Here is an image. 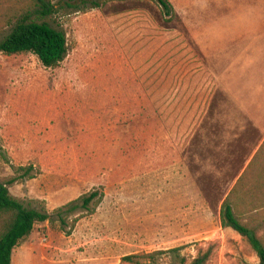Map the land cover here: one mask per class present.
<instances>
[{
    "label": "rangeland",
    "instance_id": "1",
    "mask_svg": "<svg viewBox=\"0 0 264 264\" xmlns=\"http://www.w3.org/2000/svg\"><path fill=\"white\" fill-rule=\"evenodd\" d=\"M169 1L176 19L150 0L57 7L48 22L68 55L53 69L0 54V183L51 217L13 264H127L183 247L188 263L209 249L208 264L259 263L220 212L260 152L239 219L264 243V211L246 197L264 169V47L250 46L264 42V0ZM34 10L0 0V41ZM100 190L94 215L66 216Z\"/></svg>",
    "mask_w": 264,
    "mask_h": 264
},
{
    "label": "trees",
    "instance_id": "2",
    "mask_svg": "<svg viewBox=\"0 0 264 264\" xmlns=\"http://www.w3.org/2000/svg\"><path fill=\"white\" fill-rule=\"evenodd\" d=\"M35 10L25 19L19 21L13 27L11 33L0 41V54L5 56H17L21 54L35 55L42 65L53 69L58 67L68 55V41L65 31L53 27L48 20L58 11L57 7L68 8L80 12L88 5L92 9H100L102 4H109L117 0H100L99 2L87 0H60L55 5L51 0H32ZM130 1V0H127ZM161 10V15L168 19H176L177 14L169 0H150ZM171 21V20H169ZM260 152L255 156L247 171L237 183L231 195L223 203L220 212V224L223 230H232L240 236L253 252L256 254L259 263L264 264V243L259 237L256 229L250 224L244 225L240 221L241 210L239 207V193L245 180L249 177L259 160ZM256 184L253 186L256 192L246 194L249 199V212L264 211V169L258 172ZM248 176V177H247ZM248 189V188H247ZM236 190V207L234 203V191ZM104 199V192L94 191L78 202L69 204L66 209V216L71 215L78 209L91 216L94 215ZM64 211V210H63ZM63 211L60 212V219H63ZM83 214V215H85ZM51 217L45 211L28 209L18 199L13 197L6 184L0 183V264H13L14 251L27 238H29L37 225L45 224ZM64 221V220H63ZM65 223V222H64ZM77 223V221L75 222ZM186 247L171 250L168 252H155L137 256H129L123 259L127 264H159L161 257L168 255L180 260L179 264H208L213 257L211 249L199 255L190 263L186 258H181L180 253Z\"/></svg>",
    "mask_w": 264,
    "mask_h": 264
},
{
    "label": "crops",
    "instance_id": "3",
    "mask_svg": "<svg viewBox=\"0 0 264 264\" xmlns=\"http://www.w3.org/2000/svg\"><path fill=\"white\" fill-rule=\"evenodd\" d=\"M250 46L264 47V42L262 40H259V39L256 38L252 42H250Z\"/></svg>",
    "mask_w": 264,
    "mask_h": 264
}]
</instances>
